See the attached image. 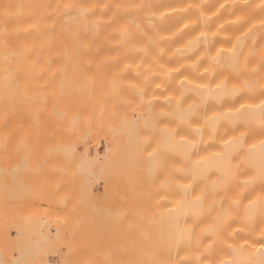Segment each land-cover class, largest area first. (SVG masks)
<instances>
[{
	"label": "bare ground",
	"instance_id": "6f19581e",
	"mask_svg": "<svg viewBox=\"0 0 264 264\" xmlns=\"http://www.w3.org/2000/svg\"><path fill=\"white\" fill-rule=\"evenodd\" d=\"M53 62L71 77L81 62H110V75L120 63L123 72L142 69L132 73L142 74V84L123 83L130 69L121 79L117 73L98 81L106 75L92 65L84 66L97 82L88 75L73 82L76 75L62 79L59 68L58 77ZM36 63L51 68L36 69ZM30 65V78L50 73L60 79L45 78L47 87L39 86L48 92L35 93L37 79L19 77ZM79 67L74 71L82 79ZM153 76L157 86L145 83ZM156 89L165 112L152 103L161 101ZM82 91L85 97L91 92L87 99L94 103L102 101L98 95L123 103L113 105L114 98L112 106L106 99L107 105L96 103L100 110L85 100L82 108ZM124 92L145 106L152 103L146 112L140 105L144 117L139 110L135 117L141 122L127 119L134 109L121 113L134 104L122 101ZM157 120L166 127L158 128ZM99 128L111 139L102 154L92 153L88 142L101 137ZM161 129L167 151H155L153 164L150 154L159 141L149 134L156 143L151 152L145 132L158 136ZM31 139H49L53 210L47 220L24 222L28 233L19 238L20 252L10 261L0 253V264H264V0H0V213L7 208L10 177L26 165ZM158 165L166 172L153 177L148 166L155 171ZM157 176L165 177V193L159 190L163 205L155 196L161 207L154 210L153 200L145 201L152 193L146 185L152 189ZM35 225L48 229L29 234Z\"/></svg>",
	"mask_w": 264,
	"mask_h": 264
},
{
	"label": "rangeland",
	"instance_id": "374dc122",
	"mask_svg": "<svg viewBox=\"0 0 264 264\" xmlns=\"http://www.w3.org/2000/svg\"><path fill=\"white\" fill-rule=\"evenodd\" d=\"M54 64H53V66L52 67H54V68H52V69H55V67L57 66V65H55L56 63H58V66L56 67L57 69H61V72H60V69L59 70H57V72H58V77H59V74L62 76H60V78H62V79H65L64 78V74H66V73H63L62 71L64 70L63 68H62V65L60 66V63L61 62H53ZM76 63V65H73V66H77V62H75ZM84 63V62H83ZM87 63V62H86ZM89 63V62H88ZM94 62H90V64L92 65ZM95 63H98V62H95ZM101 63H102V65H106V64H104L103 62H100V64L98 63V64H95V65H97V67H95V66H91L93 69H94V67H95V69H97L96 71H97V73H99L98 71H100V73H103V75H106L105 77H106V79L103 77V76H100L99 78H101L102 77V80L100 79V80H98V81H102V82H104V81H107V80H111V78L112 79H115L116 78V74L117 73H119V76L121 75V74H125V72L128 70V69H130V72H128L130 75H128L127 74V72H126V76H128V78L126 77V79L124 78V79H122V81H123V83L125 82H128V81H130L131 83H133V84H136V85H139V84H142V80H141V78H140V76L142 75H140L139 77H137L138 75H136V74H134L136 77H133L134 75L132 74L135 70H137V72L139 71L140 73H142V69H133V70H131V68H128L127 69V67L126 68H123V69H125L124 70V72H123V70L122 69H120V68H122V67H124V66H120V68L118 67V65L120 64V63H118V65H116V63H114L116 66H114V64L112 65V67H113V72L115 71H117L116 72V74H112V75H110V73H107V72H110V70L108 69L107 70V66L108 65H110V64H112V63H110L109 62V64H107L106 65V70L105 69H102V70H98V66L99 67H101ZM29 64V63H28ZM38 63H36L35 65H36V69L39 67V66H44L42 63H39L38 65H37ZM40 64H42V65H40ZM49 64H52V63H49ZM70 64V63H69ZM79 64V63H78ZM81 64H82V62L79 64L80 65V67H82V66H84V65H86V64H82V66H81ZM47 65V66H46ZM45 66L46 67H50V65H48V63L46 64ZM68 65V64H67ZM67 65H63V66H65L66 68V70H70L71 68H73L72 66H68L67 67ZM71 65V64H70ZM78 65V66H79ZM123 65H125V64H123ZM38 66V67H37ZM77 66V67H78ZM89 65H86V67H87V69H88V67H90ZM31 67V65L30 66H27V68H26V70H27V72L25 73L24 72V69H23V71L21 72L20 71V75H19V77H21L22 76V74H23V80H27V82H28V79L30 78V76H29V68ZM32 67H33V65H32ZM35 67V66H34ZM69 67H71L70 69H68ZM77 67H76V69H77ZM79 67V68H80ZM90 67V68H91ZM109 67H111V66H109ZM114 67H115V70H114ZM51 68V67H50ZM83 69H81L80 71L85 75L86 74V77L82 74V79L80 78V77H78V76H81V75H79V73H77V74H75L76 72H77V70L76 69H74V70H72L73 71V74L74 75H76V77H77V80L75 81V79L74 80H70V81H73V82H78V80L79 81H81V82H84V78H87V75L88 76H90V75H92V73L89 71V70H87L86 68H85V66L84 67H82ZM84 68L88 71L87 73L85 72V70H84ZM89 68V69H90ZM102 68V67H101ZM104 68V67H103ZM45 69H47V68H45ZM119 69V70H118ZM22 70V69H21ZM25 70V71H26ZM41 70H44V68L43 69H41ZM50 69L48 68L47 70H44V72H46V71H48V72H53V70H50ZM65 70V71H66ZM84 70V71H83ZM121 70V71H120ZM55 71V70H54ZM71 71V70H70ZM95 71V70H94ZM102 71V72H101ZM106 71V72H105ZM36 72V71H35ZM43 72V71H42ZM68 72V71H67ZM78 72H79V70H78ZM106 74H105V73ZM36 73H39V69H38V72H36ZM54 73V72H53ZM94 74H97V73H95V72H93ZM121 73V74H120ZM25 74H27V75H25ZM32 74V73H31ZM40 74V73H39ZM42 75H44L43 73H41ZM70 73H68V74H66V75H69ZM93 74V75H94ZM26 77H28V78H26ZM33 76H31V78H33V77H35L36 79H37V81L36 80H34L33 82L35 83H37V87H39L40 88V86L39 85H41V87H43V89H44V87H47L46 86V80H48L49 82H51V80L52 79H47L48 77L49 78H51V77H54L53 78V81L51 82V83H53L54 82V79L57 81V80H59L60 78H55V76H49L50 75V73H48V74H46L45 73V76H47V78L46 77H44V76H40L41 78H37L36 76H34V74H32ZM51 75H53V74H51ZM55 75H56V73H55ZM71 75V74H70ZM66 76V78H68L69 77V79L70 78H72L71 76ZM102 75V74H101ZM110 75V76H109ZM114 75H115V77H114ZM131 75H133V76H131ZM98 75H94L93 77H95V79L92 77V76H90L91 78L88 80V81H92L93 79L95 80H93L94 82H97V77ZM107 76H109V77H107ZM118 76V75H117ZM155 76H157V75H155ZM84 77V78H83ZM121 77L122 76H120L119 78L121 79ZM133 77V78H132ZM142 77V76H141ZM158 77V76H157ZM29 79L30 80V82L29 83H33L31 80H33V79ZM45 78H46V80H45ZM119 78H118V80H119ZM123 78V77H122ZM135 78V79H134ZM140 79V81H139V79ZM154 78V79H153ZM153 78H152V80H150L149 79V81H145V80H143V82L145 81V83L146 82H151L152 84H154L155 86H157V84H158V82H159V80H157L154 76H153ZM38 79H40V80H38ZM42 79V80H41ZM136 79H138V80H136ZM142 79H145V78H142ZM159 79V78H158ZM21 80H22V78H21ZM87 80V79H86ZM126 80V81H125ZM154 80H157V81H154ZM38 81H39V84H38ZM121 81V82H122ZM153 81V82H152ZM45 83L43 86H42V84L41 83ZM48 82V84H51V83H49ZM86 82V81H85ZM135 82V83H134ZM137 82V83H136ZM130 83V84H131ZM33 85V84H32ZM35 85V84H34ZM33 85V86H34ZM37 87L35 86V88L34 89H36L35 90V93L38 91V90H40L41 92H48L47 91V89L46 90H41L42 88H38L37 89ZM40 91H38L37 93L39 94V93H41ZM81 90H79V92H78V90H77V92L79 93V95H81L80 92ZM104 90H100V92H98V91H96V93H101V92H103ZM156 91H157V89H156ZM155 91V96H154V98L155 99H157V97L159 98L160 96V90H158L157 92H159V93H157ZM75 92V91H74ZM73 92V93H74ZM94 93H95V91H93ZM93 92H92V94H93ZM107 92V91H106ZM73 93H69V94H67L68 96H70L71 94L73 95ZM76 93V92H75ZM84 93L85 92H83L82 91V94L84 95ZM91 93V92H90ZM88 94L87 93V97L89 96V95H91V94ZM96 93L94 94V96L93 97H95V95H96ZM126 93V94H125ZM135 93V92H134ZM134 93H130V94H133V95H135ZM103 94H104V92H103ZM108 94H110V93H108ZM159 94V95H158ZM36 95V94H35ZM75 95V94H74ZM79 95H78V97H79ZM83 95L81 96L82 98H83ZM106 95V94H105ZM132 95V96H133ZM139 96V94H137L136 93V96ZM53 96V98H54V95H51V97ZM66 96V95H65ZM77 96V95H76ZM113 97L111 98V96H109V98H108V95L107 96H105V99H104V97L102 98L101 96H99L98 95V100L97 101H99V100H101L102 99V101H105L104 103H105V105H107V102L110 100V98H111V100L113 101L112 103H111V105L114 103V98H115V100H116V102L113 104V105H115V106H118L119 104H121V103H123V102H118V101H121L118 97H114V95H112ZM122 96L124 97V100H122V101H128V100H125V99H127V98H129V101H131L132 100V102H134V104L133 103H131L132 104V106H131V104H129L131 107L130 108H127V109H125V112H121L122 114H127V112H128V109L130 110V109H134V111L135 112H133V110L132 111H130V112H128V113H130V115H128L127 114V119H129V120H132L133 118H131V117H134L135 118V120L134 121H136V122H139L140 120V117L139 118H137L138 120H136V114L139 112V111H141V112H143L145 109V112L148 110V111H150L151 109H152V106L149 108L148 106H150L152 103H154L153 105L157 108V109H160V110H162L163 112H165V110H164V107H163V105H164V103H162L163 101L161 100L160 102H159V100L157 99V103H156V105L158 106H156L155 105V102H153L152 101V103L150 104V105H148L147 104V106H145L146 104H145V102H144V104L141 102V104L139 103V102H137L136 100L134 101V99H136L137 97H135L134 98V96H133V99H132V97H131V95H129V92H128V94H127V92H124V95L122 94ZM127 96V97H126ZM129 96V97H128ZM64 97V96H63ZM70 97H72V96H70ZM73 97H75V96H73ZM87 97H85V95H84V98H86V99H84V100H82L83 102L81 103V101H79L80 102V105H79V102H77L76 100H77V97H76V99H75V101H73V100H71V103L72 104H75L74 102H77L78 104H77V106H80V107H82V108H84V107H86V101L87 100H93V98H88L87 99ZM96 97H97V95H96ZM101 97V98H100ZM35 99V98H34ZM33 99V105L34 104H37V103H34V100ZM38 99H39V97H38ZM52 99V98H51ZM66 99V98H65ZM67 99H68V97H67ZM70 99H73V98H69L68 100L70 101ZM79 99V98H78ZM96 99V98H95ZM106 99H107V102H106ZM109 99V100H108ZM86 100V101H85ZM111 100H110V102H111ZM138 100H142V99H138ZM102 101H100V103L102 102ZM36 102V101H35ZM95 101L93 100V102H90L89 103V101H87V106L88 105H93V104H95V105H97V106H92L93 107V109H95V108H97L98 107V104H100L99 102H96V103H98V104H96V103H94ZM118 102V103H117ZM135 102H136V104H139V105H136V107H137V109H136V107L134 106L135 105ZM159 102V103H158ZM103 103V104H104ZM148 103V102H147ZM103 104H100V105H103ZM127 104H128V102H127ZM127 104L125 105V104H123V105H125V106H127ZM143 104V105H142ZM158 104H161V105H158ZM163 104V105H162ZM84 105V106H83ZM111 105H110V107H111ZM112 105V106H113ZM140 105H142V106H144L145 107V109H141L140 108ZM35 106V105H34ZM76 105H74V107H75ZM120 106H122V104L120 105ZM119 106V107H120ZM139 106V107H138ZM162 106V107H161ZM73 107V106H72ZM100 107H102V106H100ZM100 107H98L99 109H100ZM109 106H108V108H110ZM133 107H135V108H133ZM143 107V108H144ZM147 107L150 109H147ZM108 108H107V106H105V110L103 111V118H104V116L106 115V114H108V113H105V111L107 112V110H108ZM140 108V109H139ZM156 108H154L155 110H156ZM103 109V108H102ZM153 109V110H154ZM101 110V109H100ZM99 110V111H100ZM118 110H120V109H118ZM122 110V109H121ZM127 110V111H126ZM137 110V111H136ZM139 110V111H138ZM96 111V110H95ZM98 111V113H100ZM132 112V113H131ZM138 113V114H142V118L144 117L143 116V114H145V112H143V113ZM96 113H97V111H96ZM102 114L101 115H98V117L100 116H102ZM105 114V115H104ZM137 114V115H138ZM133 115V116H132ZM128 117H130V118H128ZM138 117V116H137ZM161 117H163V118H165L166 117V115H165V113H164V116H161ZM102 118V117H101ZM152 119H153V117H152ZM161 119V118H160ZM161 120H163V119H161ZM161 120H157L158 122H160ZM164 120H166V119H164ZM133 121V120H132ZM149 121H150V119H149ZM154 121L155 120H153L152 121V125H153V123H154ZM141 122V121H140ZM162 122V121H161ZM157 123V122H156ZM163 123H165L164 125H166V121L165 122H162L160 125H158V128H162L163 126H162V124ZM136 124V123H135ZM138 124V123H137ZM149 125V127H151L150 126V122L148 123ZM155 125H157V124H155ZM101 127H102V125H101ZM155 127V126H154ZM153 127V128H154ZM157 127V126H156ZM166 127V126H165ZM165 127H163V128H165ZM103 128V127H102ZM102 128H99V134L98 133H96V135L98 134V136H101L99 139L98 138H96L95 136H93V137H95V139H97V141L96 140H94V138L93 139H91V140H88V142H89V145H90V148H91V151H92V153H99V154H102L103 152L105 153V148H106V143L107 142H109L110 143V141H111V139H106V138H104V136H103V131H104V129H102ZM148 128V127H147ZM101 129V130H100ZM156 130H158L157 128H155ZM148 130H150L149 128H148ZM148 130H147V132H145V135H146V137L149 139V141H151V140H153V136H154V141H156L157 142V138L156 137H158V143H157V145H156V147H158V148H154V149H156V150H154L153 152H152V150H153V147H155V144L156 143H154V141H151V145H152V143L154 144V146H151V148H149L148 146H147V148H149L150 150H151V154H150V156H152L153 155V153L156 151V153H157V155H159L160 156V153L159 152H161L162 153V151H164V150H166L167 149V143L165 142L166 141V139H164V137H162L164 134L166 135V131H164L163 129H161L160 130V133H158V136L157 135H155L156 133H157V131L154 133H149L148 132ZM163 130V132H161ZM166 130V129H165ZM153 131V130H152ZM42 132H43V130H42ZM105 132H106V130H105ZM104 132V134H106ZM158 132H159V130H158ZM149 134H153L152 135V137H150L149 136ZM160 134V135H159ZM103 138V139H102ZM160 138H161V141H160ZM105 139L106 140H108L107 142L105 141ZM48 140L49 139H31V142L28 144V146H26V151H25V153H26V158H25V162H26V165L24 166V167H20V168H18V170L16 171V173H14L13 174V176H11L10 177V180L9 181H11V183H12V187L7 191V198H6V204H7V208H6V210H4L2 213H0L1 215H0V253H2L3 255H4V257H5V259L7 260V261H10L11 259H12V253H16V252H20V250H21V247H20V243L22 242V241H20V236H22V235H24V233H26V231H27V233H28V230H26V229H24V228H22V226L24 225V222H30V221H35V223H37V222H40L41 221V219L42 218H44L45 220H47V216H48V214L50 213V212H52V210H53V204H54V168H53V162H54V159L52 158V155L48 152L49 150H48ZM110 140V141H109ZM123 140V139H122ZM126 139H124L123 140V143L120 141V143H122V145L124 144V141H125ZM127 140H130V139H127ZM137 140H141V139H133L132 140V142L133 141H137ZM96 141V142H95ZM106 143H105V142ZM100 142V143H99ZM126 143L128 142V141H125ZM125 143V144H126ZM129 143V146H130V144H131V141L130 142H128ZM124 144V145H125ZM103 145V146H102ZM123 145V146H124ZM148 145V144H147ZM149 145H150V143H149ZM166 145V146H165ZM93 146V147H92ZM126 146H128V145H126ZM160 147V148H159ZM162 149V150H161ZM159 150H161V151H159ZM147 151V150H146ZM145 151V152H146ZM157 151H159V152H157ZM167 151V150H166ZM166 151H165V153H166ZM132 153V152H131ZM147 154L148 153H150V152H146ZM155 153V154H156ZM167 154V153H166ZM131 155H133V154H131ZM143 155H145L144 153H143ZM157 155H154V157L155 156H157ZM149 156V157H150ZM158 156V157H159ZM167 156V155H166ZM148 157V156H147ZM17 158V157H16ZM129 158H130V156H129ZM143 158H146L145 156H143ZM152 159V161H153V156L151 157ZM132 159V158H131ZM150 159V158H149ZM148 159V160H149ZM156 159V158H155ZM161 161L160 162H162L163 160H164V156L161 154ZM165 159H167V157L165 158ZM146 160H147V158H146ZM160 160V159H159ZM131 161H133V160H131ZM144 161V160H143ZM152 161H150V162H152ZM155 161V163H153ZM152 163L153 164H156L157 162V159L156 160H154ZM150 162H146L145 161V163H147V165H148V163H150ZM165 162H167V160H165ZM164 162V164H166V166H167V163H165ZM133 163V165H134V162H131L130 163V166H132L131 164ZM163 163V162H162ZM152 164V165H153ZM160 164V163H159ZM164 164H162V165H164ZM150 165V164H149ZM151 166V165H150ZM150 166H148V169L149 170H151L150 172L152 173H154V172H156L157 171V174L156 175H158V174H160V175H162V174H164V172H166V171H163L162 170V168L161 167H163V169L165 168V165L164 166H161L160 167V169L163 171H160V170H158L159 169V166L160 165H158L156 168V170L154 171V168H150ZM152 167V166H151ZM130 169H132L133 171L135 170L133 167L131 168L130 167ZM131 170V171H132ZM148 170V171H149ZM132 171V172H133ZM147 171V174L149 173V175H145V178L147 177L148 178V180H151L152 179V177H151V174H150V172H148ZM160 171V172H159ZM136 171H134L133 173H135ZM153 173H152V176L154 177V175H153ZM156 175H155V177H156ZM159 176V175H158ZM158 176H157V178H154V180H160L161 179V177H163V176H161V177H159L158 178ZM150 177V178H149ZM163 180H161L160 182H158V184H157V181H155L154 183H153V181H152V183H151V181H150V183L151 184H156V185H158L159 187H157L156 185H154V187H152V189L155 191V188L157 187V190H156V193H154L153 192V190L149 187V186H147L146 185V189H148V191H152V193L150 192V196L148 195V197L146 196V200L145 201H147V203H149V201H151V200H153V201H151V203H150V205H152V206H154L155 205V207H153L154 208V210H157V209H159L161 206L160 205H158V207H157V204H156V202L155 201H159L158 200V197H155V196H159L160 198L159 199H162V197L164 198V191H165V188H163V187H165V185H163L162 184V186L163 187H161V185H160V183H165L164 181H165V177H163L162 178ZM146 180V181H145ZM144 181L145 182H149V181H147V179H145ZM99 183H96V188H97V190L100 192V193H102V191H104L105 189H104V187H105V185L104 184H101V183H103V181L102 180H100V181H98ZM148 184V185H151V184ZM98 185H100V186H98ZM133 184H131V186H132ZM153 186V185H152ZM156 186V187H155ZM148 187V188H147ZM164 189L163 190V192L162 191H159L160 189ZM147 191V192H148ZM149 193V192H148ZM159 193V194H158ZM162 195H161V194ZM153 196H152V195ZM1 196H2V190H0V198H1ZM150 197V198H149ZM153 198V199H152ZM149 199V200H148ZM155 199V200H154ZM163 201H164V199H162L161 200V202L162 203H159V204H161V205H163ZM152 203H154V204H152ZM155 208H157V209H155ZM30 224V223H29ZM26 225H28V224H26ZM25 225V226H26ZM31 225H34V224H32L31 223ZM29 226V225H28ZM27 226V227H28ZM24 227V226H23ZM31 227V226H30ZM29 227V228H30ZM32 228V231H33V229L35 230V234H32L31 232H29V234H31V235H35V236H38L39 234H40V232H41V234L40 235H43V234H45L46 233V231H47V229H48V227L46 228V226H37V225H35L34 227H31ZM36 228V229H35ZM30 231V230H29ZM40 231V232H39ZM52 232H53V230H52Z\"/></svg>",
	"mask_w": 264,
	"mask_h": 264
}]
</instances>
